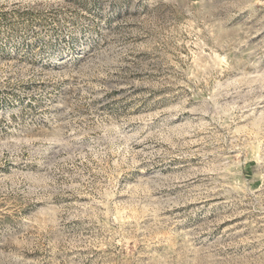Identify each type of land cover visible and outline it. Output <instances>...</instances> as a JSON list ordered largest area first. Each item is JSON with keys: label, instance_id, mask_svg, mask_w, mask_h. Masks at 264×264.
<instances>
[{"label": "rangeland", "instance_id": "1", "mask_svg": "<svg viewBox=\"0 0 264 264\" xmlns=\"http://www.w3.org/2000/svg\"><path fill=\"white\" fill-rule=\"evenodd\" d=\"M0 264H264V0H0Z\"/></svg>", "mask_w": 264, "mask_h": 264}]
</instances>
